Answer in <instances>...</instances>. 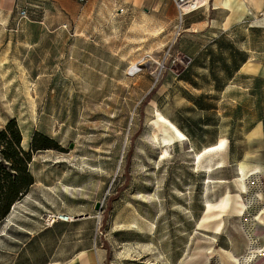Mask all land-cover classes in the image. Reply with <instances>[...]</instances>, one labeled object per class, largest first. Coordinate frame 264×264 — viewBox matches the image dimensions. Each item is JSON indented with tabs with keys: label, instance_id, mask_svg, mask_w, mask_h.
Returning <instances> with one entry per match:
<instances>
[{
	"label": "rangeland",
	"instance_id": "374dc122",
	"mask_svg": "<svg viewBox=\"0 0 264 264\" xmlns=\"http://www.w3.org/2000/svg\"><path fill=\"white\" fill-rule=\"evenodd\" d=\"M62 23L28 26L32 36L38 34L37 46L21 51V68L0 66V124L16 117L25 145L37 133L52 141L42 143L51 149L34 152L31 172L37 183L19 208L40 214L44 224L48 215L70 216L71 253L90 245L91 224L77 220L95 215L102 264H163L159 254L172 252V229L189 231L188 223L180 225L189 211L202 217L198 236L216 237L199 226L204 206L225 190L237 194L243 182L204 184L195 152L158 119L164 78L182 69L180 20L123 17L70 22L68 29ZM56 29L59 33H51ZM223 156L221 150L204 158ZM216 169L218 177L237 174L236 167L203 172ZM242 202L246 213L224 216L221 232L245 240L256 236L255 247L264 251V217L251 209L253 196ZM249 247L235 258L238 264ZM214 253L212 264H221V251ZM251 264H264V258Z\"/></svg>",
	"mask_w": 264,
	"mask_h": 264
},
{
	"label": "crops",
	"instance_id": "0c3cea01",
	"mask_svg": "<svg viewBox=\"0 0 264 264\" xmlns=\"http://www.w3.org/2000/svg\"><path fill=\"white\" fill-rule=\"evenodd\" d=\"M21 10L27 11L28 19L19 20ZM123 17L171 23L180 20L178 52L190 58L191 64L164 78L158 96L163 115L159 114L184 135L180 141L195 152L196 164L198 156L221 147L224 163L219 169L236 167V176H215L217 169L202 171V181L229 184L241 180V197L253 196L251 209L264 217V0H208L202 8L182 18L175 0H0V50L4 53L0 66L22 67L21 51L37 46L38 34L32 36L29 28L32 24L44 26L62 21L61 27L68 29L70 22L117 21ZM172 28L176 30L177 25L172 24ZM163 31L164 28L158 35ZM11 119L18 122L11 117L0 124V129ZM32 137L25 145L23 133L25 150H29ZM32 189L0 223V264H102L96 216L87 214L77 220L76 223L91 224L90 245L71 253L68 223L50 226L42 222L40 214L19 208ZM208 193L207 189L206 196ZM189 213V218L183 217L185 222L180 224L188 223L189 231L172 229V252L159 254L163 264H212L215 251H221V264H234L231 257L242 256L249 240L226 232L216 237L198 236V231L203 230L198 227L202 217ZM225 225L226 221L224 228ZM221 240L225 246L219 245Z\"/></svg>",
	"mask_w": 264,
	"mask_h": 264
},
{
	"label": "trees",
	"instance_id": "16d2710c",
	"mask_svg": "<svg viewBox=\"0 0 264 264\" xmlns=\"http://www.w3.org/2000/svg\"><path fill=\"white\" fill-rule=\"evenodd\" d=\"M43 141L51 140L42 134H34L29 150H25L16 119H11L0 129V223L35 185L31 172L34 152L51 149L43 145Z\"/></svg>",
	"mask_w": 264,
	"mask_h": 264
},
{
	"label": "bare ground",
	"instance_id": "6f19581e",
	"mask_svg": "<svg viewBox=\"0 0 264 264\" xmlns=\"http://www.w3.org/2000/svg\"><path fill=\"white\" fill-rule=\"evenodd\" d=\"M137 67H138L137 65H134L131 68V72H133V74L136 73ZM158 119L162 123H166V122L169 123L160 114L158 115ZM169 125L172 128V130L176 133L178 138L184 140V135L179 130H177L172 124L169 123ZM163 143L165 145H168L169 141L164 138ZM221 146H223V143L221 144ZM216 151H221V147H220V149L207 150L208 153H212V154L215 153ZM208 153H206V156ZM204 157L205 156H203V157L198 156V163H197V165H200V169L202 168L203 171L204 170H206V171L210 170L211 171V169L212 168L214 169V167L215 168H221L223 166L224 162L220 158L214 160L213 157H206V158H204ZM203 158H204V160L201 161ZM242 173L244 176L243 170H242ZM237 188H238V186H237ZM244 211L246 213L245 205L242 202V197L240 195L239 188H238L237 194H235V195L231 194L228 190H225L219 196V199L215 201V203L207 204V207H206L207 214H206L205 218L203 219L202 224H200L199 226H204L205 228L209 229L213 233L219 234L224 227V220H223L224 216L229 215V214L233 215V216H241L244 213ZM252 257H253L252 255H248L247 257H245V259H246V261H250L252 259ZM231 259L235 262V264L239 263V259H235L233 257H231Z\"/></svg>",
	"mask_w": 264,
	"mask_h": 264
},
{
	"label": "built area",
	"instance_id": "2783aa9c",
	"mask_svg": "<svg viewBox=\"0 0 264 264\" xmlns=\"http://www.w3.org/2000/svg\"><path fill=\"white\" fill-rule=\"evenodd\" d=\"M207 2H208V0H175L176 7H177V10H178L181 18L183 16L189 14V13H192V12L202 8ZM19 15H20L19 20L28 19V14H27L26 10H21ZM180 59L183 60L182 66H181V68H183V69L188 68V66L191 64L190 58H188L186 56L181 55ZM71 221H72V218L66 214L48 215L46 218V224L50 225V226L55 224L56 222L70 223ZM258 240L259 239L256 236H250L249 237L250 247H249L248 252L246 253L245 256L252 255L253 257L249 262H245V261H243V259L245 258V256H244L243 259L240 260L242 262V264L243 263L244 264H251L257 258H260V257L264 258V251L263 250L260 251L255 247Z\"/></svg>",
	"mask_w": 264,
	"mask_h": 264
}]
</instances>
